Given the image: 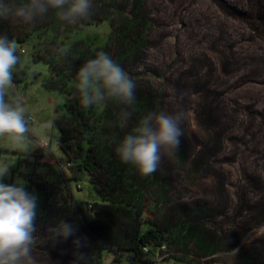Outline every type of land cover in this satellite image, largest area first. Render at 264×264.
I'll return each instance as SVG.
<instances>
[{
	"label": "rangeland",
	"instance_id": "obj_1",
	"mask_svg": "<svg viewBox=\"0 0 264 264\" xmlns=\"http://www.w3.org/2000/svg\"><path fill=\"white\" fill-rule=\"evenodd\" d=\"M256 4L264 10V0H142L145 45L134 59L120 64L135 82L136 94H154L151 112L183 113L181 138L189 146V156L173 172L175 183L166 208L177 206L194 215L190 230L196 237L234 243L208 256L190 257L201 264H241L238 257L245 252L255 253L258 264L264 263V35L253 28L264 26L256 16L248 20L245 15L254 13ZM49 43L31 41L41 51ZM16 45L19 62L12 70L14 86L9 92L23 98L29 145L25 152L0 138V164L10 165L0 182L23 183L42 197L61 170L63 152L53 123L65 97L49 89L51 68L42 55L30 45ZM16 71L24 72L17 83ZM42 138L47 141L44 148ZM206 155L208 165L193 172V163ZM175 157L176 152L164 156L159 166ZM63 170L70 177L69 170ZM69 183L71 195L93 203L87 181L81 182L83 190L75 181ZM164 244L165 259H171L166 264L183 256ZM43 247L36 239V264H54ZM112 259L106 250L105 264Z\"/></svg>",
	"mask_w": 264,
	"mask_h": 264
},
{
	"label": "trees",
	"instance_id": "obj_2",
	"mask_svg": "<svg viewBox=\"0 0 264 264\" xmlns=\"http://www.w3.org/2000/svg\"><path fill=\"white\" fill-rule=\"evenodd\" d=\"M5 2L21 6L30 0ZM129 4V0H92L90 15L76 23L75 28L60 19V10L51 8L33 23L14 16L0 18V34L21 46L30 45L41 54L51 68L49 89L65 97L53 123L63 152L61 170L59 175L51 171L57 180L45 187L44 196L38 197L33 233L43 242L54 264H105L106 250L113 254L110 264H166L171 259H156V252L164 243L183 253L182 257H173L174 264H201L196 258L233 242L196 237L190 230L194 215L177 206L166 208L175 183L173 172L182 168L189 156L184 138L174 160L161 164L148 176L141 175L135 165L122 162L117 154L123 138L132 134L151 112L153 93L136 91V102L131 107L111 98L87 108L81 104L75 73L85 61L103 51L120 65L134 59L145 45L142 0H133L126 16ZM252 8L255 12L245 13L247 19L256 16L264 26V10L258 4ZM253 28L264 35L263 27ZM31 41L50 43L41 51ZM55 44L56 50L51 46ZM23 74L14 72V82L22 81ZM124 109L131 112L130 118L122 116ZM209 161V155L197 159L192 171H203ZM63 168L69 170L70 177ZM70 181L76 182L78 190H83L81 182L87 181L93 203L71 195ZM26 191L33 193L28 187ZM61 223L72 226V235L65 238L49 231ZM145 247L149 248L148 253ZM194 255L197 257L190 258ZM238 259L241 264H258L255 253L245 252Z\"/></svg>",
	"mask_w": 264,
	"mask_h": 264
},
{
	"label": "clouds",
	"instance_id": "obj_3",
	"mask_svg": "<svg viewBox=\"0 0 264 264\" xmlns=\"http://www.w3.org/2000/svg\"><path fill=\"white\" fill-rule=\"evenodd\" d=\"M50 8L60 10V19L76 24L90 15L92 0H30L21 6L0 0V18L14 16L25 23H33ZM16 51V42L0 34V138H6L13 146L27 152L29 127L23 98L9 92L14 86L12 70L19 62ZM76 77L81 104L85 108L103 104L109 98L127 107L136 102L135 82L106 52L100 51L94 59L85 61ZM122 116L128 119L131 112L124 109ZM182 120L183 113L179 112H149L116 148L121 161L135 165L143 176L154 173L164 156L179 149L184 135ZM39 143L40 148H44L47 141L42 138ZM9 169L10 165L0 164V180L9 174ZM37 207L38 197L26 191L23 183L0 182V264H36L33 233ZM49 231L66 238L72 235L73 229L61 223Z\"/></svg>",
	"mask_w": 264,
	"mask_h": 264
},
{
	"label": "built area",
	"instance_id": "obj_4",
	"mask_svg": "<svg viewBox=\"0 0 264 264\" xmlns=\"http://www.w3.org/2000/svg\"><path fill=\"white\" fill-rule=\"evenodd\" d=\"M23 53H25L26 51L25 50H22ZM91 206V205H90ZM145 252H149V248L148 247H145L144 248ZM167 251H168V248H167V245L166 244H163L156 252V259L158 261H162L165 259V257L167 256Z\"/></svg>",
	"mask_w": 264,
	"mask_h": 264
}]
</instances>
